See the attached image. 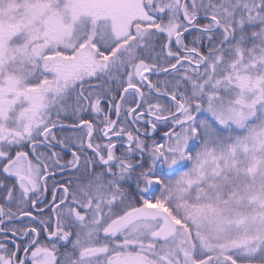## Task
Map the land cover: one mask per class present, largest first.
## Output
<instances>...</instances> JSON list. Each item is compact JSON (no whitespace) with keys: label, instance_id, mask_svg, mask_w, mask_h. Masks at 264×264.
Returning <instances> with one entry per match:
<instances>
[{"label":"snow or ice","instance_id":"snow-or-ice-1","mask_svg":"<svg viewBox=\"0 0 264 264\" xmlns=\"http://www.w3.org/2000/svg\"><path fill=\"white\" fill-rule=\"evenodd\" d=\"M0 264H264V0H0Z\"/></svg>","mask_w":264,"mask_h":264}]
</instances>
